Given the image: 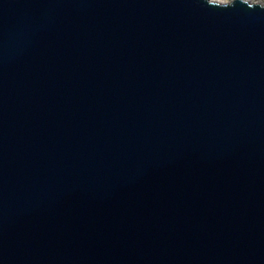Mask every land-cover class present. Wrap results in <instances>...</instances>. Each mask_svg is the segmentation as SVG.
<instances>
[{
  "label": "water",
  "instance_id": "water-1",
  "mask_svg": "<svg viewBox=\"0 0 264 264\" xmlns=\"http://www.w3.org/2000/svg\"><path fill=\"white\" fill-rule=\"evenodd\" d=\"M0 264H264V4L0 0Z\"/></svg>",
  "mask_w": 264,
  "mask_h": 264
},
{
  "label": "rangeland",
  "instance_id": "rangeland-1",
  "mask_svg": "<svg viewBox=\"0 0 264 264\" xmlns=\"http://www.w3.org/2000/svg\"><path fill=\"white\" fill-rule=\"evenodd\" d=\"M213 1H216V2H219V3H229L232 0H213ZM245 1H248V2H251V3H262V4H264V0H245Z\"/></svg>",
  "mask_w": 264,
  "mask_h": 264
}]
</instances>
